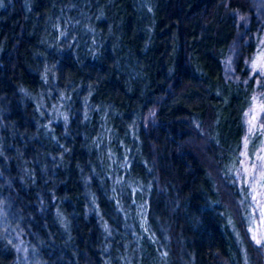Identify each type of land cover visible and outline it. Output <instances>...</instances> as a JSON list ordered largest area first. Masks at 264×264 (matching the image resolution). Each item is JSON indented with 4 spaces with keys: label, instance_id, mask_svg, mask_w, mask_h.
I'll list each match as a JSON object with an SVG mask.
<instances>
[{
    "label": "trees",
    "instance_id": "1",
    "mask_svg": "<svg viewBox=\"0 0 264 264\" xmlns=\"http://www.w3.org/2000/svg\"><path fill=\"white\" fill-rule=\"evenodd\" d=\"M254 9L2 0L0 264H264L217 171L237 160L256 85L226 62L238 43L259 50ZM229 102L237 139L219 126Z\"/></svg>",
    "mask_w": 264,
    "mask_h": 264
},
{
    "label": "rangeland",
    "instance_id": "2",
    "mask_svg": "<svg viewBox=\"0 0 264 264\" xmlns=\"http://www.w3.org/2000/svg\"><path fill=\"white\" fill-rule=\"evenodd\" d=\"M254 7L256 25H258L261 30L258 42L259 50L247 53L242 49V45L240 46V43H238L226 62L228 73L233 75L234 73L237 74L239 71V68L237 67L240 64V60H242V69L245 68L247 70L246 77H244L245 81L248 82L249 78L254 77L256 85L253 96L250 97L251 102H249L250 99H247L248 104L243 119L244 134L241 135L240 148L235 153V159L237 160L231 165L232 170L229 173L232 175V179L229 178V174L223 173L222 168L218 165L217 171L220 172L223 179H219V182H221L220 185L223 187L222 192L224 199H226L230 207L234 208L235 213L233 218L235 221H238L242 231H245L251 240L257 244L253 239V235H256L257 238H259L260 233L264 232V210L259 207L257 200L253 199V187L257 185L259 171L261 170L262 162L260 161L259 156L264 155V130L260 128V125L264 124V113L259 114L257 126L252 131H249L250 125L248 122L253 115L252 109L257 105L264 103V74H261L256 69L252 68V64L257 61V58L260 57L261 54H264V0H254ZM234 95L245 97V95H247L246 86L241 90H236ZM227 104L228 112L222 119H220L219 126L223 132H226L229 136H233L237 139V135L240 133L243 122L242 125L240 121L235 122V116L238 112L233 105H230V102ZM153 115L154 113L151 112L146 116L147 123H149V120H152ZM229 139L231 140V137ZM245 140H247V146H245ZM245 153H247V157L245 156ZM211 161L213 162L212 157ZM245 165L248 167H252L253 165L256 166L257 172L255 174V179L252 177H246L243 171ZM11 222L13 221L10 220L9 216L3 217L4 232L8 235L10 242L22 251L19 246L21 245V247H24L25 244H23L22 236L20 234V226L17 221H14L13 223ZM257 245H259L264 251V241ZM23 253L22 257L24 256L26 259V257H28L26 252ZM36 261V257H30L25 260L24 264H39Z\"/></svg>",
    "mask_w": 264,
    "mask_h": 264
},
{
    "label": "snow or ice",
    "instance_id": "3",
    "mask_svg": "<svg viewBox=\"0 0 264 264\" xmlns=\"http://www.w3.org/2000/svg\"><path fill=\"white\" fill-rule=\"evenodd\" d=\"M0 4H2V0H0ZM252 68L256 69L261 74H264V54H261L260 57L257 58V61L252 64ZM255 99V98H254ZM253 115L249 120V131H252L257 126V120L260 113H264V103H261L252 109ZM260 128L264 130V124L260 125ZM245 146H247V140H245ZM247 157V153H245ZM261 163V170L259 171V180L257 181V185L253 187V199L257 200L259 207L264 210V155L259 156ZM246 177H252L255 179V174L257 172V168L255 165L252 167H248L245 165L243 169ZM259 189V190H258ZM253 239L257 244H260L264 241V232L260 233V237L257 238L256 235H253Z\"/></svg>",
    "mask_w": 264,
    "mask_h": 264
}]
</instances>
